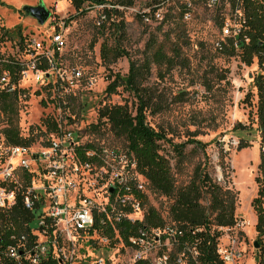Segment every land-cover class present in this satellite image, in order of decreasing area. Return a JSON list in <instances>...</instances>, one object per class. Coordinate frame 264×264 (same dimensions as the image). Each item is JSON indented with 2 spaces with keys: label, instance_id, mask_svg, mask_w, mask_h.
I'll return each mask as SVG.
<instances>
[{
  "label": "rangeland",
  "instance_id": "rangeland-1",
  "mask_svg": "<svg viewBox=\"0 0 264 264\" xmlns=\"http://www.w3.org/2000/svg\"><path fill=\"white\" fill-rule=\"evenodd\" d=\"M136 1L143 7H149L161 0ZM41 3L51 11V18H66L68 32L64 60L66 64L80 68L84 74L82 90L64 109L63 116L71 115L72 119L66 128L75 130L81 143H94L109 151L126 152L125 142L113 135L108 124L100 131L91 129V125L98 122L99 109L107 104H128L133 109L137 100L123 87L110 94L108 85L115 74L123 76L129 73L132 60L141 61L145 57L151 37L157 44H165L169 51L177 42L178 26L184 29V41L188 40L189 44L184 41L179 44L186 61L173 69L166 65L154 66L148 77V85L161 93L165 107L155 115L149 114L148 122L156 129L165 130L174 143H187L184 150L187 157L180 163L173 147L168 143L162 145V152L170 159L178 186L187 184L196 165L203 163L219 184L238 192L236 215L246 216L254 223L257 217L251 203L259 188L255 179L260 175L258 161L261 152L257 130L258 98L251 81L257 72L255 65H246L241 57H230L217 50L221 35L215 24V12L197 0L190 16L185 17L182 7L185 0H171L165 8L166 21L150 24L127 11L120 18L126 26L125 33L120 36V32L115 33L110 26H106L103 33L96 25L95 12L77 13L71 0H0V60L17 55L22 38L27 41L45 39L53 32L50 17L40 24L24 10L27 5ZM104 40L110 44L118 42L128 54L107 65L101 58ZM23 87L24 94L19 100V127L24 137L34 140L31 147L41 150L54 133L45 120L49 117L55 119L60 111L50 101L47 90L39 84L29 81ZM6 119L0 110V137L4 135ZM192 138L205 146L188 143ZM237 139L247 146L239 149L240 144L234 143ZM172 201L171 197L151 193L147 202L159 210L167 225H173L169 216ZM224 234H227L225 230ZM239 238L244 242L241 246L248 247L251 252L258 248L255 242L259 235L254 226L239 233ZM174 251L170 239L162 237L153 245L152 253L155 261L164 253L168 257L167 264H187L186 257L178 260L183 254L171 259ZM96 253L109 256L111 264H133V252L122 242L115 243L113 251L107 248ZM247 264H253V260H248Z\"/></svg>",
  "mask_w": 264,
  "mask_h": 264
},
{
  "label": "built area",
  "instance_id": "built-area-1",
  "mask_svg": "<svg viewBox=\"0 0 264 264\" xmlns=\"http://www.w3.org/2000/svg\"><path fill=\"white\" fill-rule=\"evenodd\" d=\"M170 1L161 0L149 7L136 0L132 5L112 0L89 1L75 10L94 11L99 28L119 23L127 11L150 24H163ZM195 1L182 3L185 17L190 16ZM199 1L215 12L221 35L218 46H233L241 57L242 45L250 42L252 30L250 0ZM252 1L259 4L264 14V0ZM50 25L53 32L45 39H23L17 55L0 60V93L23 90V84L33 81L47 90L50 101L60 111L54 119L58 129L41 150L11 144L4 135L0 137V208H11L22 194L26 208L35 214L30 230L33 243L29 244L28 234L14 236V243L0 247V264H41L48 259L56 264H111L109 256H100L96 251H113L117 242L133 252V264H167L166 254L155 261L152 250L163 235H168L171 242L175 240L173 226L151 232L142 228L129 235L127 241L120 236L124 220H144L146 201L151 195L148 180L140 172L134 155L117 149L87 147L75 130L66 128L72 119L71 115L63 116L64 109L82 90L84 74L64 60L66 18L50 16ZM5 64L13 70L5 68ZM252 65L257 74H264L256 57ZM257 130L260 152L264 155V143L258 127ZM234 143L240 144L238 139ZM252 226L257 227V220L252 223L248 217L236 215L233 226L221 228L217 253L223 264H247L250 259L253 264H264V233L259 235L256 228L259 246L252 252L241 246L244 242L239 233ZM224 230L227 234L223 235ZM192 253L194 257L198 255L196 250ZM184 257L183 254L178 260Z\"/></svg>",
  "mask_w": 264,
  "mask_h": 264
},
{
  "label": "trees",
  "instance_id": "trees-1",
  "mask_svg": "<svg viewBox=\"0 0 264 264\" xmlns=\"http://www.w3.org/2000/svg\"><path fill=\"white\" fill-rule=\"evenodd\" d=\"M79 10L86 2H101L103 0H71ZM124 5H132L135 0H117ZM256 1L250 0L249 15L251 17L252 30L249 33L250 42L243 46L240 54L241 60L248 66L254 63V58L262 70H264V14ZM110 27L120 36L125 33V23L120 21ZM103 33L105 27L99 28ZM177 42L167 50L165 44H157L151 37L147 44L145 57L141 60H132L127 75L115 74L111 76V83L107 91L116 93L120 87L132 93L137 100L136 106L131 109L128 104H107L99 109L98 122L91 125L94 131H100L105 125H109L110 131L118 139H123L127 153H132L137 161L140 172L147 178L151 193L171 197L173 199L169 210V216L173 225H167L166 219L159 210L146 201V214L142 222L131 223L124 220L120 224V236L127 241L128 236L137 234L139 229L152 231L173 226L176 230V238L172 241L175 251L170 255L171 259H177L184 254L187 264H223L218 253V238L222 234L221 228L231 227L235 224L238 192L219 184L209 173L206 165L199 163L194 168L190 181L182 186L177 185L170 159L163 154V143L171 145L179 157V163L186 157L184 152L187 143H174L163 129H156L148 122V115H155L162 111L163 98L157 89L148 85V77L153 67L166 65L173 69L178 64L186 61L179 43L186 39L184 29L178 26L176 31ZM24 38H22L23 40ZM185 42V41H184ZM186 45L189 44L187 40ZM218 51L230 57L238 55L233 46L221 45ZM128 53L118 42L110 44L104 40L101 44V58L107 64L114 63L117 59ZM1 67V64H0ZM5 68L13 70L11 65ZM1 70V69H0ZM224 78V77H223ZM256 92L257 123L260 130L261 141L264 143V74H257L251 81ZM24 90L12 93H0V110L6 116V126L3 134L7 141L16 145L30 146L33 139L24 137L19 127V100ZM46 125L51 132L58 129L54 119L46 118ZM188 143L203 144L197 139H190ZM87 147H97L94 143H87ZM205 146V144H203ZM247 146L239 145V149ZM260 175L255 181L259 184L257 195L252 200V207L257 215V231L259 235L264 233V155H261L259 165ZM35 214L26 208L23 196H18L17 202L7 209L0 208V247H5L15 242L14 236L19 237L28 234L29 244L33 243L30 234ZM113 237V235H111ZM168 235H163L167 239ZM198 251L196 257L194 251ZM29 264V263H25ZM41 264H56V261L48 259Z\"/></svg>",
  "mask_w": 264,
  "mask_h": 264
},
{
  "label": "water",
  "instance_id": "water-1",
  "mask_svg": "<svg viewBox=\"0 0 264 264\" xmlns=\"http://www.w3.org/2000/svg\"><path fill=\"white\" fill-rule=\"evenodd\" d=\"M26 13L38 20L40 24H44L51 15V11L41 3L37 6L27 5L24 7ZM255 246L258 247V242H255Z\"/></svg>",
  "mask_w": 264,
  "mask_h": 264
},
{
  "label": "crops",
  "instance_id": "crops-1",
  "mask_svg": "<svg viewBox=\"0 0 264 264\" xmlns=\"http://www.w3.org/2000/svg\"><path fill=\"white\" fill-rule=\"evenodd\" d=\"M260 161H261V158H259V161H258V163H260ZM255 183H256V181H255ZM257 195V193L254 195V196H256ZM251 207H252V205H251ZM253 208V207H252ZM255 213V212H254ZM256 214V213H255ZM257 217V216H256ZM257 220V219H256Z\"/></svg>",
  "mask_w": 264,
  "mask_h": 264
}]
</instances>
